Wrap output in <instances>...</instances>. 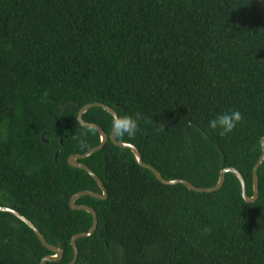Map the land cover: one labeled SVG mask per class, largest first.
I'll return each instance as SVG.
<instances>
[{
    "label": "trees",
    "instance_id": "obj_1",
    "mask_svg": "<svg viewBox=\"0 0 264 264\" xmlns=\"http://www.w3.org/2000/svg\"><path fill=\"white\" fill-rule=\"evenodd\" d=\"M94 102L141 114L135 138L116 139L164 179L213 187L233 167L252 197L264 137V0H0V205L61 249L45 264H68L72 237L93 223L70 199L102 191L68 158L101 142L77 118ZM226 110L243 120L220 136L208 121ZM82 118L109 136V112L94 106ZM78 161L107 198L75 201L98 219L76 240L75 264H264V160L251 202L230 171L213 192L166 184L109 138ZM50 255L29 226L0 211V264Z\"/></svg>",
    "mask_w": 264,
    "mask_h": 264
},
{
    "label": "water",
    "instance_id": "obj_2",
    "mask_svg": "<svg viewBox=\"0 0 264 264\" xmlns=\"http://www.w3.org/2000/svg\"><path fill=\"white\" fill-rule=\"evenodd\" d=\"M94 106H98V107L103 108L104 110L109 112L112 116H113V114L117 113L113 108H111V107H109V106H107V105H105L103 103H99V102L89 103V104L83 106L78 112V117L77 118H78L79 123L81 125L89 126V127H92L94 129H96L100 133L101 142H100L99 145L93 147L92 149H90L89 151H87L85 153L71 155L68 158V163L71 166H73V167H78V168L86 170L89 173V175L97 182V184H98L99 188L101 189L102 193L100 194V193H97V192H94V191H91V190H84V191H80V192L76 193L70 199V206L73 209H80V210H85V211L89 212L92 215L93 223H92L91 228L88 231L78 233V234H76V235H74L72 237L71 245H72V248H73V251H74V255H73V259L68 264H75L77 262L78 250H77V247H76V240L78 238L90 236L95 231V229L97 227V223H98L97 214H96V212L94 211V209L92 207L84 205V204H75V201L78 198H80L82 196H85V195H89V196H92V197H95V198H99V199L107 198L106 187L104 186V184H103L102 180L99 178V176L91 168H89L84 163L79 162L78 160L79 159H84V158L88 157L90 154H92L93 152H95L98 149L102 148L103 145L105 144V142L108 140V138L113 143H115L116 145L131 149V151L135 155L137 163L139 165H141L143 167H146L149 170H151L155 174L157 179L162 181L163 183H166V184H178V183H181V184H184L185 186H187L189 189H191L193 191H197V192H213V191L218 190L223 185L225 174H226V172L230 171V172L234 173L236 175V177L238 178V180L240 182V185H241V194H242V197L245 199V201L251 202V201L255 200L258 197L259 178H258V173L257 172H258L259 166L261 165V163L264 160V137H262L261 140H260V144H261V148H262L261 155L259 156L258 160L256 161V163H255V165L253 167V171H252V174H253V191H254V193H253L252 197H248L247 191H246L245 180H244L242 174L237 169H235L233 167H224L220 171V176H219L218 183L215 186H213V187H197V186L193 185L192 183H190L189 181L184 180V179H173V180L164 179L162 177V175L160 174V172L156 168H154L153 166H151L149 164H146V163H144L142 161L141 155H140V153H139V151H138V149L136 148L135 145H133L131 143L118 141L116 139V136L113 134L112 129H111L110 134L108 136L107 134L104 133V131L102 130V128L100 126H98L95 123L86 122L82 118L83 114L89 108L94 107ZM65 108L66 107H63V112H64ZM60 120H61L62 123H64V121L62 120V116L60 117ZM223 164H224V162H223ZM0 211L9 212V213L13 214L14 216H16L18 219L22 220L27 226H29L35 232V234L37 235V237L41 241V243L44 246H46L47 248H49L51 251L54 252V255L45 256L41 260L40 264H45V262L49 261V260H59V259L62 258L61 249L58 246L56 247V246H52V245L48 244L46 239L44 238V236L40 233V231L37 229V227L27 217L22 215L17 210H15L13 208H10L8 206L0 205Z\"/></svg>",
    "mask_w": 264,
    "mask_h": 264
},
{
    "label": "clouds",
    "instance_id": "obj_3",
    "mask_svg": "<svg viewBox=\"0 0 264 264\" xmlns=\"http://www.w3.org/2000/svg\"><path fill=\"white\" fill-rule=\"evenodd\" d=\"M142 117L140 113L134 114H113L111 119V128L115 136L120 138L127 137L134 139L140 131V121ZM242 113L238 110H226L215 115L208 121V127L218 133L220 136H229L238 125L242 122Z\"/></svg>",
    "mask_w": 264,
    "mask_h": 264
}]
</instances>
